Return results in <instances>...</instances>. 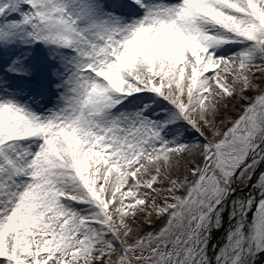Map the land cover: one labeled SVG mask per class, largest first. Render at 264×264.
<instances>
[{
    "label": "snow or ice",
    "instance_id": "1",
    "mask_svg": "<svg viewBox=\"0 0 264 264\" xmlns=\"http://www.w3.org/2000/svg\"><path fill=\"white\" fill-rule=\"evenodd\" d=\"M0 264H264V0H0Z\"/></svg>",
    "mask_w": 264,
    "mask_h": 264
}]
</instances>
